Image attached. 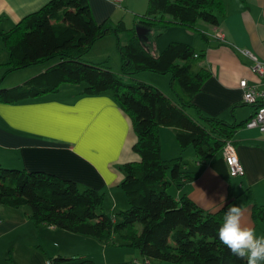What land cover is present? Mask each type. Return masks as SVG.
Returning a JSON list of instances; mask_svg holds the SVG:
<instances>
[{"label": "trees", "instance_id": "1", "mask_svg": "<svg viewBox=\"0 0 264 264\" xmlns=\"http://www.w3.org/2000/svg\"><path fill=\"white\" fill-rule=\"evenodd\" d=\"M224 16L222 0H146L143 12L133 18L159 32L179 25L206 41L207 35L197 29V22L215 26ZM122 31L127 34L123 43L118 39ZM109 35L116 37L118 72L112 71L106 60L94 63L83 59L96 40ZM0 40L10 70L56 58L42 72L0 88L1 102L35 98L56 92L61 84L80 83V94L107 96L116 104L135 135L131 148L138 156L137 161L119 167V188L127 205L114 214L102 211L103 194L95 189L79 188L74 181L45 171L0 165L1 205L27 206V218L33 225L91 236L105 245L116 238L141 255L138 264H151L150 258L175 264H246L220 243L216 230L228 206L246 204L243 198L251 202L253 223L264 226V205L255 203L249 190L232 198L230 187L228 200L215 211L202 209L185 193L175 198L169 187L178 190L194 176L181 169L180 156L163 160L159 154L158 130L169 127L180 150L190 147L197 160L205 161L226 179L230 177L220 151L246 120L231 123L203 116L193 106V95L209 77V71L199 63L203 52L184 42L168 41L157 53H151L121 18L95 22L87 0H48L0 31ZM144 70L169 74L167 87L174 99L132 77ZM260 105L264 101L252 105L253 111ZM187 107L195 108L200 121L187 114ZM46 261L93 264L89 258L59 255L46 256Z\"/></svg>", "mask_w": 264, "mask_h": 264}, {"label": "crops", "instance_id": "2", "mask_svg": "<svg viewBox=\"0 0 264 264\" xmlns=\"http://www.w3.org/2000/svg\"><path fill=\"white\" fill-rule=\"evenodd\" d=\"M46 1L0 0V31L9 29ZM87 2L97 23L107 18L123 20L124 15L133 18L145 8V5L141 8L143 0H121L118 5L110 0ZM222 2L225 16L217 25L201 21L196 24L197 29L207 35L206 41L195 31L179 25H170L159 32L156 28L136 23V19L132 21L151 53H157L168 41L184 42L203 52V60L199 63L209 71V77L193 95V106L203 116L241 123L252 114L253 106L242 101L238 81L244 79L248 86L264 89V75H254L249 68L252 61L241 53V50H247L257 59L264 60V0ZM214 30L222 33L223 42L210 36ZM2 47L0 40V64L7 59ZM87 55L83 59L91 61ZM50 63L33 65L30 67L33 69L19 75V79L42 72ZM117 69L118 65L111 68L114 72ZM2 72L0 68V77ZM145 76L152 81L141 78V75L136 78L150 81L174 99L166 87L167 75L163 74L161 78ZM80 85L61 84L53 93L13 103L0 101V165L45 171L70 179L79 188L95 189L103 194L102 211L114 214L127 205L119 188L122 178L119 167L125 162L138 160L131 148L135 135L127 118L109 97L82 95L83 85ZM186 112L200 121L195 108L187 107ZM158 136L160 158L168 160L180 156L181 169L194 176L178 190L169 187L175 198L185 193L202 209L215 211L228 200L230 187L232 198L249 190L252 200L264 205V131L244 126L235 129L231 141L243 175L228 179L205 161L197 160L194 154L186 161L185 158L191 157L188 153L190 147L180 150L171 128L160 127ZM243 199L247 201L241 206L245 210L244 222L254 227L257 235H264V226L254 224L251 219V202ZM28 212L29 208L0 204V264H47L46 256L56 255L87 258V251L91 249L97 250L101 257L99 261H103V254L107 251L96 238L90 241V236L83 237L45 224L33 225L27 218Z\"/></svg>", "mask_w": 264, "mask_h": 264}, {"label": "rangeland", "instance_id": "3", "mask_svg": "<svg viewBox=\"0 0 264 264\" xmlns=\"http://www.w3.org/2000/svg\"><path fill=\"white\" fill-rule=\"evenodd\" d=\"M145 4H146V1L143 0L142 5H141V8H143L142 6H144ZM125 12L126 11H124L123 13H125ZM113 19H116V18L113 17ZM132 19H134V18H131L130 15H124L123 22L126 24L125 25L126 28H132L133 27L134 30H135V27H134V24H133ZM125 34L126 33L124 31H122V32H120L118 34V39H119V41L121 43L125 42L126 39H127V34L126 35ZM107 37H109V38H107ZM100 39L96 40L92 44V46L86 52V54L83 55V58L85 57V55L88 54L87 56L89 58H91V61L90 62L97 63V62H103V61L106 60V64L110 68H114L115 69V68H117V65H118V68H119V65H120L119 64V54H118V52L116 50V46H115L116 37L115 36H112V35L111 36L109 35V36H104V37H102ZM5 54H6V52H5ZM7 60H8V56H7V59L4 61V63L0 64V68L3 69L2 75L0 77V79H1V81H0V88H4V87L7 88V87H10V86H12L14 84L16 85V83L18 84V82H23L24 80L28 79L30 76L29 77H26L24 79H19L20 78L19 75L24 74L25 72L33 69V68H30V67L33 66L32 65V66H27L25 68H21V69H17V70H10L8 68V65H6ZM55 61H56V58H53V60L51 61L50 64L54 63ZM35 65H38V64H35ZM118 70L119 69H117V72H118ZM141 73H147V74H141ZM136 75H138V77L141 75V78H145V79L151 80V81H152V78L147 77L145 75H152V77H157V78L164 77L163 74H156V73L149 72L147 70L139 71V72H136V73H134L132 75V77L134 79L144 81V82H146L148 84H151L153 86H156V85L152 84L150 81L142 80V79H139L138 77L136 78ZM165 75H167V78H169V74H165ZM128 81H129V79H128ZM167 81H168V79L166 80V87H167ZM3 84L4 85L7 84V86H3ZM78 85H80V84H78ZM80 87H81V85H80ZM158 89H160V88H158ZM167 89L169 90L168 87H167ZM169 92H170V90H169ZM188 153H190L191 157H189V159L185 158L186 161H189L190 158L193 157V153H192V150L190 148H188ZM21 208H23L25 210L26 209L28 210V207L27 206H21ZM83 237H85V236H83ZM90 238H91V236H90ZM87 239H89V238H87ZM95 240L96 239L92 237L90 241H95ZM97 243L98 244L99 243L100 244H103L102 242H100L98 240H97ZM103 249H106L107 253L103 254V261L101 260L102 262L99 261V259L101 257H100V254L98 253L97 250H96L97 252L96 251H93L92 249L90 251H87L88 252L87 253V258H91L90 260H92L94 262L93 264H102V263L103 264H109L110 262L116 261V260H117V262L116 263H113V264H133L132 261L135 258L138 261H141V255L136 250H134V249H132L130 247H126L124 245H121V242H119L118 239H116V238H115L114 242L109 243L108 245L107 244L106 245L103 244ZM148 260H149V262H151V264H175V263H171V262L160 261V260L154 259V258H150Z\"/></svg>", "mask_w": 264, "mask_h": 264}, {"label": "clouds", "instance_id": "4", "mask_svg": "<svg viewBox=\"0 0 264 264\" xmlns=\"http://www.w3.org/2000/svg\"><path fill=\"white\" fill-rule=\"evenodd\" d=\"M244 216L240 205H229L216 230L218 239L246 264H264V235H257L255 228L244 222Z\"/></svg>", "mask_w": 264, "mask_h": 264}, {"label": "built area", "instance_id": "5", "mask_svg": "<svg viewBox=\"0 0 264 264\" xmlns=\"http://www.w3.org/2000/svg\"><path fill=\"white\" fill-rule=\"evenodd\" d=\"M113 4L118 5L121 0H110ZM211 37L223 42L222 33L218 30L210 35ZM243 55L249 57L252 61L250 65V71L256 76L264 75V60L257 59L254 55L247 50H241ZM238 87L242 90V101L249 105H254L258 101H264V89H255L254 86H248L244 79L238 81ZM246 128H256L259 131H264V105L257 107L253 113L246 119L244 125ZM221 157L227 167L229 176H241L243 175V168L237 158L234 145L231 140H226L221 148ZM134 264H138V261H132Z\"/></svg>", "mask_w": 264, "mask_h": 264}, {"label": "water", "instance_id": "6", "mask_svg": "<svg viewBox=\"0 0 264 264\" xmlns=\"http://www.w3.org/2000/svg\"><path fill=\"white\" fill-rule=\"evenodd\" d=\"M136 31V30H135ZM137 33V32H136ZM138 34V33H137ZM139 35V34H138ZM140 36V35H139Z\"/></svg>", "mask_w": 264, "mask_h": 264}]
</instances>
